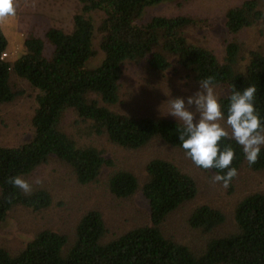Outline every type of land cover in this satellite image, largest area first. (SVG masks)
Masks as SVG:
<instances>
[{
	"label": "trees",
	"instance_id": "1",
	"mask_svg": "<svg viewBox=\"0 0 264 264\" xmlns=\"http://www.w3.org/2000/svg\"><path fill=\"white\" fill-rule=\"evenodd\" d=\"M78 1L82 8L71 32L50 28L45 40L28 37L14 61L3 59L10 45L0 25V105L12 104L24 94L16 87V78L38 92L31 139L14 147L0 146V229L14 207L35 213L52 207L54 192L38 177L52 158L68 165L77 185L85 187L99 183L110 169L105 181L108 192L118 200L137 194L143 197L149 224L110 236L102 213L91 209L74 224L73 237L42 229L23 248L9 250L0 245V264H264V192L238 202L234 230L225 236L214 234L226 223L225 214L209 205L197 207L187 222L206 235L207 241L202 248L185 245L167 237L162 227L196 198L198 184L190 174L172 161L152 159L145 164V179L141 180L134 172L118 168L94 143L81 146L62 129L65 116L72 112L80 134L105 137L125 152H138L152 142L184 152L177 136L181 121L138 116L121 107L128 63H145V69L163 76L181 70L197 83L211 77L213 88L226 91L219 97L225 113L231 91L254 85L255 106L264 118V52L245 49L237 38L254 26L264 36V0H244L226 10L225 26L231 38L222 58L192 40L190 31L197 22L191 16L158 15L145 20L148 9L169 0ZM47 43L53 47L49 55L45 54ZM144 95L135 93L137 98ZM224 146L234 150L230 167L237 174L242 166L264 171V147L256 163L249 165L235 141L226 138L221 143ZM197 168L214 174L220 171ZM12 176L28 181L31 192L26 194L8 183ZM236 176L228 185L229 193ZM37 179L41 182L36 183ZM66 214H59L57 224L65 219L68 223L70 215Z\"/></svg>",
	"mask_w": 264,
	"mask_h": 264
},
{
	"label": "rangeland",
	"instance_id": "2",
	"mask_svg": "<svg viewBox=\"0 0 264 264\" xmlns=\"http://www.w3.org/2000/svg\"><path fill=\"white\" fill-rule=\"evenodd\" d=\"M243 1L169 0L148 9L145 20H151L158 15L191 16L197 22V26L190 31L192 40L222 58L227 41L231 38L225 26L226 10ZM14 7L13 15L0 18V25L10 45L8 57L12 61L22 52L23 44L30 36L45 40L46 32L50 28L71 32L74 17L82 8L78 0H14ZM93 15L97 22H101L102 18L97 13ZM260 32L261 29L254 26L243 30L237 38L244 42L245 49L260 48L264 52V36ZM52 52L53 47L47 43L45 54ZM144 66L145 63H128L126 66L122 85L126 96L122 94L121 107L138 116L176 119L168 114V100L193 95L199 89V83L187 77L181 70H173L163 76L148 71ZM15 83L24 94L12 104L0 105V146L14 147L23 144L28 142L34 133L32 119L37 108L38 92L24 80L16 78ZM136 92L144 93L145 97H135ZM214 92L218 99L226 93L225 89L220 87H214ZM76 122V115L67 113L62 123L63 131L76 138L81 146L94 143L105 151L108 158L116 161L118 168L134 172L141 180L145 179L144 166L149 160L166 159L174 162L197 181L196 198L172 214L162 227L167 237H172L179 243L195 248L205 245L207 236L191 229L187 222L197 207L209 205L225 214L226 223L214 233L216 236H225L234 230L233 212L238 202L249 194L264 192V171L255 172L242 166L232 184L233 192L229 193V186L225 188L220 182H213V172L199 170L184 152L169 145L152 142L138 152L129 153L113 146L105 137L93 138L87 133L80 134ZM220 123L227 128L224 121ZM39 171L38 177L54 192L52 207L38 213L22 206L14 207L8 214L7 223L0 229V245L9 250L12 247L23 248L26 242L42 229L64 232L73 237L74 224L80 215L91 209L102 213L110 236L149 224V213L146 214L147 206L143 197L137 194L133 198L118 200L108 192L105 181L110 169L104 171L99 183L89 187L77 185L71 168L56 158L50 159ZM63 211L70 215L69 221L66 223L65 219L57 224L60 220L58 216H61L59 214Z\"/></svg>",
	"mask_w": 264,
	"mask_h": 264
},
{
	"label": "clouds",
	"instance_id": "3",
	"mask_svg": "<svg viewBox=\"0 0 264 264\" xmlns=\"http://www.w3.org/2000/svg\"><path fill=\"white\" fill-rule=\"evenodd\" d=\"M14 12V0H0V18ZM255 97L254 85L231 91L225 113L214 92L213 80L208 77L199 80V89L193 95L168 100V114L183 125L177 136L185 156L199 168L220 170L212 180L225 188L237 175V169L230 167L235 155L233 148L221 147L222 141L226 138L235 141L249 165L256 163L264 145V118L256 109ZM220 121H224L227 128ZM7 182L26 194L32 190L21 176L9 177Z\"/></svg>",
	"mask_w": 264,
	"mask_h": 264
},
{
	"label": "built area",
	"instance_id": "4",
	"mask_svg": "<svg viewBox=\"0 0 264 264\" xmlns=\"http://www.w3.org/2000/svg\"><path fill=\"white\" fill-rule=\"evenodd\" d=\"M8 58V53L3 54V59Z\"/></svg>",
	"mask_w": 264,
	"mask_h": 264
}]
</instances>
